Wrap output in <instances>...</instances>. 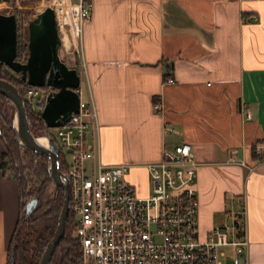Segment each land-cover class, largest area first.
I'll use <instances>...</instances> for the list:
<instances>
[{"label":"crops","instance_id":"1","mask_svg":"<svg viewBox=\"0 0 264 264\" xmlns=\"http://www.w3.org/2000/svg\"><path fill=\"white\" fill-rule=\"evenodd\" d=\"M81 1L101 161L129 164L127 181L143 196L146 165L163 148L191 144L200 235L234 206L248 264H264V151L255 153L264 146V0ZM3 151L0 139V264H8L20 198Z\"/></svg>","mask_w":264,"mask_h":264},{"label":"built area","instance_id":"2","mask_svg":"<svg viewBox=\"0 0 264 264\" xmlns=\"http://www.w3.org/2000/svg\"><path fill=\"white\" fill-rule=\"evenodd\" d=\"M67 5L70 21L59 17L56 5L54 11L62 39L67 36L69 50L77 51L90 11L81 0H68ZM48 93L47 87L31 86L25 97L33 108L36 100L41 113ZM154 108L158 110L160 102ZM56 129L57 141L53 139L66 159L81 264H248L244 224L235 222L231 236L222 229L200 235L195 186L199 163L191 144L163 148L160 160L146 165L151 190L142 196L127 181L129 164H105L100 159L91 93L88 103L80 99L78 112ZM263 151L261 144L255 148L257 155ZM230 160H236V150Z\"/></svg>","mask_w":264,"mask_h":264},{"label":"water","instance_id":"3","mask_svg":"<svg viewBox=\"0 0 264 264\" xmlns=\"http://www.w3.org/2000/svg\"><path fill=\"white\" fill-rule=\"evenodd\" d=\"M8 0H0V4ZM28 55L25 62L17 59V18L15 13L0 12V65H6L33 87H50L41 117L48 128L63 125L72 113L79 110L77 91L81 75L77 68L69 67L61 59V35L55 11L52 7L29 16L27 20ZM0 93L12 106L10 126L18 143L25 149L47 156V171L52 183L63 189V205L59 213L54 236L45 246L38 264H49L55 248L63 237L70 210V181L67 173L60 171V149L51 134L42 130L31 131L25 102L19 90L1 76ZM1 131V128H0ZM43 139L41 142L39 139ZM34 199L27 205V212L35 205ZM10 264H13L11 256Z\"/></svg>","mask_w":264,"mask_h":264},{"label":"trees","instance_id":"4","mask_svg":"<svg viewBox=\"0 0 264 264\" xmlns=\"http://www.w3.org/2000/svg\"><path fill=\"white\" fill-rule=\"evenodd\" d=\"M23 4L26 3L23 2ZM31 14H27L26 18L24 17L25 23ZM16 18L17 59L24 61L28 55L27 37L26 33L21 32L19 17ZM76 68L79 71V68ZM0 71L1 76L19 90L25 102L28 121L32 125H30L31 131L34 134L41 129L48 131L41 113L33 108L25 97L27 90L31 87L27 81L7 66H4V69H0ZM165 80L167 81L168 77H165ZM11 113L12 106L9 100L0 93V139L4 147L1 164L2 167L10 166L11 174L18 184L20 198V213L10 242L8 260L10 261L13 251L14 264H38L45 246L54 236L63 205L64 191L50 180L47 171V156L37 155L18 143L10 126ZM24 159L27 160L26 163L21 162ZM58 165L60 171L67 172L66 159L62 152L59 154ZM32 196L38 198V205L32 214L24 216V203ZM75 230L73 213L69 210L63 237L58 243L49 264H81V247L75 236Z\"/></svg>","mask_w":264,"mask_h":264},{"label":"rangeland","instance_id":"5","mask_svg":"<svg viewBox=\"0 0 264 264\" xmlns=\"http://www.w3.org/2000/svg\"><path fill=\"white\" fill-rule=\"evenodd\" d=\"M53 1L54 0H22V1L21 0H8L7 2L0 4V12L4 14L15 13L19 17V20H20L21 32L23 34L26 33V37H27V30H26L27 22L25 23L24 17L26 18L27 14H30V13H32L31 15H33L36 12L43 10L45 7H52L53 9H55ZM71 1L76 3V1L78 0H71ZM23 2L26 4H23ZM77 43H78L77 51L75 48H73L72 50H69V48H67L66 45H64L63 39H62V49L60 50V55H61V59L65 61V63L69 67L79 68V73L81 75V80H80V85H79V89H80L79 96H80V99L84 103L87 104L88 99H89V86L87 82L85 61H84V55H83V50H82L80 39H77ZM33 104H34L35 109L38 110V107L36 106L37 104L36 100L33 101ZM48 131L53 136V138L57 141L56 127L48 128ZM21 162L26 163L27 160L24 159L23 161L21 160ZM18 165L20 164L18 163ZM4 167L10 173L9 165L4 166ZM48 193L50 192L48 191ZM228 204L230 205V202H228ZM238 214L239 213H236V209L234 208V206H232L231 209H229L225 214L222 213V215L216 218L215 225H213V227H211L209 231L222 229L224 231H227V233L231 236L232 226L234 225V223L237 222L242 225L244 222L243 217H240ZM197 220H198V228L200 232L202 226L199 224V211L197 212ZM226 226L228 227L227 229H225Z\"/></svg>","mask_w":264,"mask_h":264},{"label":"bare ground","instance_id":"6","mask_svg":"<svg viewBox=\"0 0 264 264\" xmlns=\"http://www.w3.org/2000/svg\"><path fill=\"white\" fill-rule=\"evenodd\" d=\"M68 3V0H54L53 1V4L57 6L58 8V13H59V17L62 19V20H66V21H70V10H69V6L67 5ZM42 4V3H41ZM42 8V7H40ZM74 35V34H73ZM64 40H65V45L67 48L70 47V42H69V39L67 36H64L63 37ZM66 48V49H67ZM41 142H44V140L41 138L39 139Z\"/></svg>","mask_w":264,"mask_h":264},{"label":"flooded vegetation","instance_id":"7","mask_svg":"<svg viewBox=\"0 0 264 264\" xmlns=\"http://www.w3.org/2000/svg\"><path fill=\"white\" fill-rule=\"evenodd\" d=\"M60 35H61V33H60ZM61 39H62V37H61ZM27 44H28V38H27ZM28 49V48H27ZM62 49V43H61V48H60V50ZM61 56V55H60ZM27 59V58H26ZM26 59L24 60V61H22V62H25L26 61ZM4 66H6V65H0V68L1 69H4ZM20 75V74H19ZM21 76V75H20ZM48 88V90H51L50 89V87H47ZM1 119V118H0ZM30 124V123H29ZM31 125V124H30ZM32 126V125H31ZM40 131H42V129L41 130H38L37 131V133L38 132H40ZM35 153V152H34ZM35 154H37V155H44V154H38V153H35ZM9 168H10V166H9ZM10 173H11V168H10ZM28 191H29V189H28ZM36 200V203H35V205L31 208V210L29 211V212H27V205L29 204V203H31L33 200ZM37 205H38V198L36 197V196H32V197H30L29 199H28V201L27 202H25L24 203V206H23V213H24V216H27V215H30V214H32V212L36 209V207H37ZM19 213H20V210H19ZM56 249V248H55ZM11 256H13V251L11 252ZM52 257V256H51ZM10 261H11V258H10ZM10 261H9V264H10ZM13 264H14V262H13Z\"/></svg>","mask_w":264,"mask_h":264}]
</instances>
